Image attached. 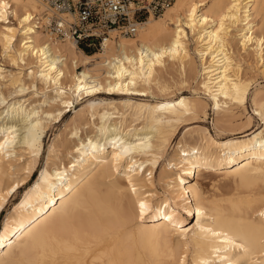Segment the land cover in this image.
I'll return each instance as SVG.
<instances>
[{
    "label": "bare ground",
    "instance_id": "bare-ground-1",
    "mask_svg": "<svg viewBox=\"0 0 264 264\" xmlns=\"http://www.w3.org/2000/svg\"><path fill=\"white\" fill-rule=\"evenodd\" d=\"M48 16L37 0H0L2 55L20 70L0 69V80L9 79L14 95L38 84L49 106L39 112L0 96V214L24 191L0 231V264H264V129L248 123L223 140L202 128L183 134L170 171L160 172L169 198L156 201L152 191L178 129L208 107L177 86L197 74L222 124L235 118L233 108L245 110L257 81L242 75L233 41L254 54L264 76V0H175L134 37L112 33L91 57L54 38ZM166 64L178 82L164 79ZM100 93L106 98L96 99ZM154 94L160 98L146 100ZM83 98L70 161L47 158L30 185L49 124ZM250 100L264 126V91L255 88ZM85 117L94 134L81 138ZM211 172L218 177L209 189L203 178Z\"/></svg>",
    "mask_w": 264,
    "mask_h": 264
},
{
    "label": "rangeland",
    "instance_id": "rangeland-1",
    "mask_svg": "<svg viewBox=\"0 0 264 264\" xmlns=\"http://www.w3.org/2000/svg\"><path fill=\"white\" fill-rule=\"evenodd\" d=\"M43 33H45V32L43 31ZM233 46H234L235 58H236V61L241 68L242 75L248 79L252 78L255 81H257L250 88L251 90H250V94H249L248 99H247V103L245 105V110H242L241 108H233V111L234 110L235 111L232 112L231 116H234L236 114L234 116L235 118L231 117V120H229V122L222 124V122L216 121L215 118H217L218 116L217 115H216L217 117L215 116L214 112L212 111L211 104L207 101V98L204 97L202 95V92L198 89L200 79H199L197 74L192 75L191 77H188L189 78V80H188L189 84L188 83L185 84L184 86H182V88L180 86H177L176 90H179V92H181L182 95H184V96L187 95V97L191 96L190 98H194L197 100L200 99V101L204 100L203 102H207L208 107L205 110V116L203 114H200L198 119H196L195 121H190L189 123L186 124V126L180 127L178 129L177 136L174 138V140L170 143L169 147L167 148V150L164 154L163 161H162L160 167L156 170L155 175H154L152 191H154V193L157 195V197L155 198L156 201L163 200L165 197L169 198V195L165 191L166 190L165 183L167 182L166 178L162 179L160 177V172H161V170H163V168H165V170H166L165 172L170 171L169 169H166V163L170 159H172L173 148L176 145V143L181 139L183 134L188 133V132H193V131H199L202 129H207L213 138H216L218 140H223V139L230 137L232 134H236V133L240 132L241 130L245 129L248 126V123H250V126L253 127L254 130L260 131V130L264 129V126H262L261 120L257 116H255L253 113V106H252V103L250 100L251 93L254 91L255 88L264 91V76H262L259 73V71H257V66H258V68H261V66L259 64L257 65L256 59L254 58L255 56L251 51L243 52L240 49L236 40L233 41ZM188 47H189L191 56L194 58L196 68L198 70V60L195 57L194 52H193V50H194L193 42H191V41L188 42ZM78 49L89 57L94 56V54L99 52V50H97L96 48H88V52L84 51L81 46H78ZM1 55H2V50L0 47V69L2 70L1 73L4 76L14 75V74H17L18 72H20V70L17 67L13 66L12 63L6 57H4L3 55L1 56ZM97 62H98V60H97ZM91 63H93V62H91ZM92 65L93 64H89L88 68H92ZM68 66L70 67V65H68ZM167 66H169V67H167ZM28 68H24L23 71H21L23 75L26 76V74L28 73V71H27ZM81 69L82 68H80L78 70V72H80ZM162 72L164 74V79L166 77L167 82L169 81L168 83L173 84L176 81L178 82L179 77H178L174 67L170 66L169 64H166V67ZM166 72H167V74H166ZM172 79H174V80H172ZM23 80L27 85L29 80L25 77L23 78ZM36 89L37 90L32 89V88H28L23 94L14 95L15 90L11 86L9 79H6L4 81L0 80V96H2L5 99V105L9 104L13 101H16V100H21L23 98L22 100L26 101L25 106L27 108L33 107L37 110L39 109L38 111L41 112V110H45L49 106L47 104L46 105L42 104L44 97H43L42 93L40 92L38 84H37ZM179 92L178 91L175 92L176 95L174 96L173 99L179 97V95H180ZM49 96L51 97L52 95H49ZM156 97L160 98L159 96L154 94L153 96L146 98V100L149 99L147 101H152ZM95 98L98 100L105 99L106 95L104 93H100ZM142 99H145V98H142ZM85 100H86L85 98L79 99L77 102H74L73 105L69 106L67 109L64 108L63 112H62L63 113L62 117H60V119H57V120H55L49 124V126L46 130L45 137L43 138L42 155L38 161L37 169L31 177L30 185H32L33 182L37 179L39 171L44 167V164L46 163L47 158L50 157V160L48 161L50 163L51 162L57 163V164L61 163L64 165H66L70 161L67 154L72 151V149L74 148V145H75V139L71 138V136H70L71 129H72V123H73V121H75L73 115L76 111L80 110L83 107V105L85 104ZM54 105H57V103ZM4 106L1 108H4ZM11 117H12V115H10L8 118L6 117L5 119L10 120ZM248 118L250 119L249 122L247 121ZM90 122H91L90 120L88 121V117H85V119L81 122L78 136H80L81 138H84L85 136H92L94 134L93 129H92V125H90ZM86 124H88V125H86ZM223 125L226 127L228 126L227 127L228 129L226 127H225L226 128L225 129ZM52 142L55 143L56 147H55L54 153L49 154L48 153L49 146L51 145ZM26 157L27 156L25 155L21 160L25 161ZM21 162L22 161H20V163H18V162L15 163L14 168L18 169L19 165H17V164H21ZM145 175H147V174H145ZM205 175H207V174H205ZM212 175L213 174L211 172L210 174L208 173V176H209V177L207 176L208 178L206 176H205V178H203V183L207 186L209 185V189H210V184L212 182L217 181V177H218L216 173L213 175L214 177L216 176L215 178L214 177L212 178ZM18 176H19V179L24 178L25 177L24 172H22V171L19 172L17 174L16 178H18ZM207 179H209L210 181ZM213 179H215V180H213ZM12 180H14V178ZM12 180H9V182H12ZM23 193H24V191L22 190L16 196L11 198L9 200L7 206H6V209L0 214V231L2 230V225H3V222H4L6 215L12 211L15 203H17L20 200Z\"/></svg>",
    "mask_w": 264,
    "mask_h": 264
},
{
    "label": "built area",
    "instance_id": "built-area-1",
    "mask_svg": "<svg viewBox=\"0 0 264 264\" xmlns=\"http://www.w3.org/2000/svg\"><path fill=\"white\" fill-rule=\"evenodd\" d=\"M47 12L49 33L76 46L101 49L112 33L134 37L150 17L175 0H37Z\"/></svg>",
    "mask_w": 264,
    "mask_h": 264
},
{
    "label": "trees",
    "instance_id": "trees-1",
    "mask_svg": "<svg viewBox=\"0 0 264 264\" xmlns=\"http://www.w3.org/2000/svg\"><path fill=\"white\" fill-rule=\"evenodd\" d=\"M83 48L84 51L88 52V48H86L84 45L81 46Z\"/></svg>",
    "mask_w": 264,
    "mask_h": 264
}]
</instances>
